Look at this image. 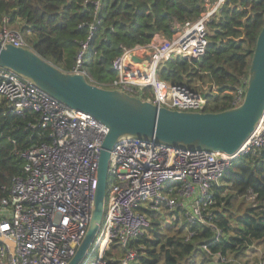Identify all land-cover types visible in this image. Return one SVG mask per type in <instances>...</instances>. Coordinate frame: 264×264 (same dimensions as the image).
<instances>
[{
    "label": "built area",
    "instance_id": "1",
    "mask_svg": "<svg viewBox=\"0 0 264 264\" xmlns=\"http://www.w3.org/2000/svg\"><path fill=\"white\" fill-rule=\"evenodd\" d=\"M225 2L207 0L201 16L177 24L171 38L161 35L145 46L126 49L113 62L116 79L101 87L125 91L169 109L204 111V93L183 84H169L160 79L158 69L172 57L202 56L209 43L208 23ZM95 5L99 8L100 1ZM90 28L92 34L95 25ZM0 40L32 49L21 31L8 23L0 29ZM90 40L91 35L82 43L70 72L98 85L84 66L89 61ZM247 82L248 77L237 88L233 107L243 102ZM0 97L14 115L36 113L41 130L37 142L18 151L24 160L22 174L12 179L8 195L0 200V264H67L92 218L100 151L109 129L93 115L68 107L31 79L1 65ZM263 146L264 114L233 153L184 148L135 136L120 138L109 159L107 211L80 264H106L105 254L114 244L124 251L121 264H138L139 252L131 242L152 229L147 210L157 211L168 219L166 222L182 215L190 226L209 229L213 235L202 244L209 264H241L211 251V244L222 238L223 230L209 207L213 189L222 183L226 171L238 158L255 154ZM168 210L174 213L169 215ZM193 235L191 231L187 239ZM258 264H264L262 255Z\"/></svg>",
    "mask_w": 264,
    "mask_h": 264
},
{
    "label": "trees",
    "instance_id": "2",
    "mask_svg": "<svg viewBox=\"0 0 264 264\" xmlns=\"http://www.w3.org/2000/svg\"><path fill=\"white\" fill-rule=\"evenodd\" d=\"M206 9L207 0H0V29L8 23L20 30L33 50L67 72L75 67L82 43L91 35L84 66L98 85L105 86L116 79L113 62L126 49L145 46L157 34L171 38L177 24L199 18ZM263 25L264 0H226L208 23L205 53L166 60L158 69L160 79L204 93V111L233 107ZM37 117L33 112L12 114L0 97V200L8 195L12 179L22 174L24 160L18 151L39 140ZM47 134L46 130V140ZM209 212L223 230L211 251L248 264L242 262L247 251L255 244L264 246V146L238 158L226 171L213 189ZM147 215L151 233L131 242L139 252L138 264H209L202 247L213 235L209 229L190 226L182 215L165 225L157 211L147 210ZM191 231L194 235L187 239ZM123 253L114 244L105 254L106 264H121Z\"/></svg>",
    "mask_w": 264,
    "mask_h": 264
},
{
    "label": "water",
    "instance_id": "3",
    "mask_svg": "<svg viewBox=\"0 0 264 264\" xmlns=\"http://www.w3.org/2000/svg\"><path fill=\"white\" fill-rule=\"evenodd\" d=\"M0 65L31 79L68 107L93 115L109 129L100 151L92 218L67 264L82 262L103 223L109 159L120 138L135 136L184 148L233 153L250 137L264 114V25L257 38L243 102L216 112L169 109L125 91L92 84L84 75L60 69L31 48L1 40Z\"/></svg>",
    "mask_w": 264,
    "mask_h": 264
},
{
    "label": "rangeland",
    "instance_id": "4",
    "mask_svg": "<svg viewBox=\"0 0 264 264\" xmlns=\"http://www.w3.org/2000/svg\"><path fill=\"white\" fill-rule=\"evenodd\" d=\"M11 27L13 28V26H11ZM106 211H107V205H106ZM162 219H163V221H162L163 225L168 223V222H166V220H168V219H165V218H162ZM164 228H165V226H162V229H164ZM146 233L150 234L151 230H148ZM263 252H264V246L259 245V244H255L250 250L247 251V254L242 257V259H243L242 262L243 263L247 262L248 264H258L260 261V257L263 254Z\"/></svg>",
    "mask_w": 264,
    "mask_h": 264
},
{
    "label": "crops",
    "instance_id": "5",
    "mask_svg": "<svg viewBox=\"0 0 264 264\" xmlns=\"http://www.w3.org/2000/svg\"><path fill=\"white\" fill-rule=\"evenodd\" d=\"M155 37H161V35L160 34H157Z\"/></svg>",
    "mask_w": 264,
    "mask_h": 264
},
{
    "label": "bare ground",
    "instance_id": "6",
    "mask_svg": "<svg viewBox=\"0 0 264 264\" xmlns=\"http://www.w3.org/2000/svg\"><path fill=\"white\" fill-rule=\"evenodd\" d=\"M171 59V58H170ZM165 63V62H164ZM70 72V71H69ZM71 73V72H70ZM202 112H205V111H202Z\"/></svg>",
    "mask_w": 264,
    "mask_h": 264
}]
</instances>
